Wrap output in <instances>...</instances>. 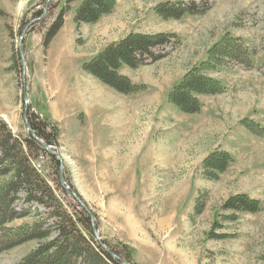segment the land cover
<instances>
[{
  "label": "rangeland",
  "instance_id": "1",
  "mask_svg": "<svg viewBox=\"0 0 264 264\" xmlns=\"http://www.w3.org/2000/svg\"><path fill=\"white\" fill-rule=\"evenodd\" d=\"M81 1L69 3L70 23L45 46L68 0H0V120L16 135H30L32 120L56 136L53 144L41 139L54 154L44 148L33 164L62 198L61 187L77 193L111 244L155 248L166 264H264V0H116L112 13L75 26L69 41ZM163 5L187 11L163 16L156 13ZM133 32L169 36L152 58L118 68L136 91H120L82 68ZM226 35L247 46L252 66L206 72L225 89L200 96L202 107L215 99L218 120L209 123L202 108L184 113L168 94ZM222 152L229 156L224 171L204 168L209 155ZM136 177L141 187L129 184ZM238 196L258 207L225 206ZM36 244L0 253V264H17Z\"/></svg>",
  "mask_w": 264,
  "mask_h": 264
},
{
  "label": "trees",
  "instance_id": "2",
  "mask_svg": "<svg viewBox=\"0 0 264 264\" xmlns=\"http://www.w3.org/2000/svg\"><path fill=\"white\" fill-rule=\"evenodd\" d=\"M66 6L59 12L56 22L44 37L45 46L56 36L65 23V15L70 7ZM116 0H82L76 9L74 23L77 30L83 24L95 23L102 16L112 13ZM156 13L178 17L187 9L159 6ZM190 9H195L193 6ZM167 16V17H169ZM168 34L130 33L118 43H112L88 62L83 64L85 71L93 74L108 85L130 92L138 89L120 75L121 65L137 67L144 57L154 55L152 48H157L169 41ZM139 59H138V58ZM247 46L235 36L226 35L216 42L208 51L205 61L193 66L182 79L174 85L168 94L169 104L174 105L184 113L194 114L201 110L200 96L218 94L225 91L224 86L217 79L206 74L218 65L235 64L251 67ZM31 122V127L39 139L53 144L57 140L55 135L45 132L44 125ZM57 132V129H55ZM43 146L33 136L15 134L6 121L0 120V253L12 250L27 242L36 241L28 254L17 264H123L120 258L130 264L133 262V249L125 244H111L104 238H95L92 219L79 202L63 187L59 191L64 198L57 194L48 180L39 172L32 161L41 156ZM218 154V152H214ZM209 158L204 164L211 170L224 171L229 165V156L225 152L220 157ZM226 157V161H225ZM52 168L57 171L60 161L51 157ZM59 187V184L58 186ZM232 197L225 205L227 208L238 209L247 207L253 211L244 200ZM241 199V198H240ZM255 202V200H253ZM22 204L37 203L45 207V212ZM251 202V203H254ZM98 219V218H97ZM100 241L113 251L112 256Z\"/></svg>",
  "mask_w": 264,
  "mask_h": 264
},
{
  "label": "crops",
  "instance_id": "3",
  "mask_svg": "<svg viewBox=\"0 0 264 264\" xmlns=\"http://www.w3.org/2000/svg\"><path fill=\"white\" fill-rule=\"evenodd\" d=\"M66 17V22H69V17L67 15H65ZM74 20V19H73ZM74 22V21H73ZM70 23V22H69ZM75 23H72V32L70 33V38L68 39L69 41L70 40H73L74 39V32H75ZM208 97L210 96H203V99H208ZM204 100H202V103L205 104V102H203ZM215 99L211 100V102L213 103L212 105H208L206 107H202V110H201V114L204 113L203 116L206 117V119L209 121V123H213V122H216V117L219 115V112L217 111V108H216V105H215ZM210 102V101H209ZM214 106V107H212ZM205 110V112H204ZM222 116V115H220ZM198 117V116H196ZM220 121H222V119H220ZM134 182H130L129 184L132 186V185H135V188L138 187V186H142L141 185V179L136 177L134 179ZM194 190H191L190 193H192ZM133 196H134V192H133ZM132 196V197H133ZM134 199V197H133ZM136 207H139L138 204L136 205ZM135 207V208H136ZM134 209V207H133ZM132 209V210H133ZM134 219L136 220V223L140 226L142 232L144 233V230H143V225L140 223V219L137 220V218L134 217ZM100 228L102 229V227L100 226ZM134 247L132 248L133 249V259H134V262H136V264H166L165 263V252L162 253V252H159V250L155 249V248H151L149 246H141L138 248V246H136L135 244H133Z\"/></svg>",
  "mask_w": 264,
  "mask_h": 264
},
{
  "label": "water",
  "instance_id": "4",
  "mask_svg": "<svg viewBox=\"0 0 264 264\" xmlns=\"http://www.w3.org/2000/svg\"><path fill=\"white\" fill-rule=\"evenodd\" d=\"M22 41H23V38L21 37L20 44H19L20 45V55H21L20 58L22 59L23 62H25V58H24L25 56H24V53H23L22 45H21ZM25 83H26V78H25V73H24V83H23L24 84V88H23V96L22 97L24 98V103H25V109H24L25 110V115H27L29 99L27 97L28 93H27V87H26ZM27 129L29 130V133H31L30 135L33 136L34 138H36L38 140V142L43 146V148L48 150L51 154H54L53 151H50V145H47L45 142H43L41 139H39V137H37L35 135L36 133L33 130V128L30 126L29 123H27ZM60 182L62 184H64V185L66 184V180H65L64 175L62 174V172H60ZM65 188L67 190H69V192L74 197V199H76L81 204V206L84 208V210L89 214V216L92 219L93 233L96 236L95 238L100 240V237H99L100 236V231H99V228H98V226L96 224V217H95L94 213L90 211V209L81 201V199H79V196L77 195V193L73 189H71L70 186H65ZM100 244H102L103 247L106 248V250H108L107 247L103 244V242L100 241ZM108 251H109V253L112 256L117 257V255L113 251H110V250H108ZM120 260H121V263H123V264H130V263L126 262L122 258H120Z\"/></svg>",
  "mask_w": 264,
  "mask_h": 264
}]
</instances>
